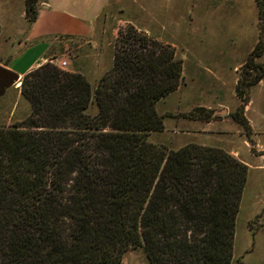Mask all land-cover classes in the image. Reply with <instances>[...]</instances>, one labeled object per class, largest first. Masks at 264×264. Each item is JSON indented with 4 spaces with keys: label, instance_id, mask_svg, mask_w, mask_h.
<instances>
[{
    "label": "trees",
    "instance_id": "obj_1",
    "mask_svg": "<svg viewBox=\"0 0 264 264\" xmlns=\"http://www.w3.org/2000/svg\"><path fill=\"white\" fill-rule=\"evenodd\" d=\"M37 1L25 0L29 22ZM257 5L260 37L232 115L245 128L248 90L264 77ZM119 39L94 89L50 61L22 76L30 112L0 125V264H121L135 247L149 264H231L248 167L218 147L149 141L165 128L156 103L178 88L182 64L134 31ZM188 116L214 117L205 107Z\"/></svg>",
    "mask_w": 264,
    "mask_h": 264
},
{
    "label": "rangeland",
    "instance_id": "obj_2",
    "mask_svg": "<svg viewBox=\"0 0 264 264\" xmlns=\"http://www.w3.org/2000/svg\"><path fill=\"white\" fill-rule=\"evenodd\" d=\"M24 7L25 0H0L1 20L10 13L17 16ZM259 23L257 0H107L93 36L99 44V78L111 68L120 35L128 31L145 36L181 61L178 88L156 103L165 128L150 133L149 141L174 149L186 143L218 147L247 165L231 264L264 263V77L248 90L243 106L248 128L232 116L242 105L236 87L243 76L249 78L245 63L258 43ZM71 41L66 52L74 60L78 39ZM85 48L92 50L90 43ZM56 58L61 57L52 60ZM255 60L264 64V52ZM99 78L90 77L93 89ZM7 93L0 97V125L27 116H20L23 102L13 112V87ZM196 107L216 113L210 121L189 117ZM89 112L96 113V107ZM121 264L149 261L144 248L135 247L124 253Z\"/></svg>",
    "mask_w": 264,
    "mask_h": 264
},
{
    "label": "crops",
    "instance_id": "obj_3",
    "mask_svg": "<svg viewBox=\"0 0 264 264\" xmlns=\"http://www.w3.org/2000/svg\"><path fill=\"white\" fill-rule=\"evenodd\" d=\"M106 5L107 0L91 4L85 0H40L37 16L32 22L26 18L25 7L17 16L10 13L4 20L0 18V65L19 75V80L12 86L16 93L13 112L17 111L20 102L24 104L20 116L30 112L28 102L21 97L22 76L42 63L51 62L55 56L66 60L64 70L80 72L89 81H92L90 77L93 81L99 78V44L93 36ZM72 39H78L74 60L66 52ZM88 43L91 51L85 48Z\"/></svg>",
    "mask_w": 264,
    "mask_h": 264
},
{
    "label": "water",
    "instance_id": "obj_4",
    "mask_svg": "<svg viewBox=\"0 0 264 264\" xmlns=\"http://www.w3.org/2000/svg\"><path fill=\"white\" fill-rule=\"evenodd\" d=\"M18 80L19 75L17 73L0 65V97L4 95L7 89L17 83ZM215 113L216 111L213 112V116Z\"/></svg>",
    "mask_w": 264,
    "mask_h": 264
},
{
    "label": "built area",
    "instance_id": "obj_5",
    "mask_svg": "<svg viewBox=\"0 0 264 264\" xmlns=\"http://www.w3.org/2000/svg\"><path fill=\"white\" fill-rule=\"evenodd\" d=\"M51 62L56 65L57 67L61 68V69H64L67 65V62L65 59L63 58H56L54 60H51Z\"/></svg>",
    "mask_w": 264,
    "mask_h": 264
}]
</instances>
